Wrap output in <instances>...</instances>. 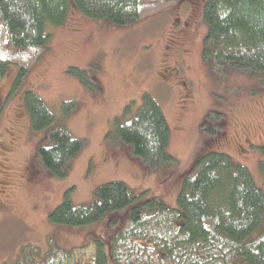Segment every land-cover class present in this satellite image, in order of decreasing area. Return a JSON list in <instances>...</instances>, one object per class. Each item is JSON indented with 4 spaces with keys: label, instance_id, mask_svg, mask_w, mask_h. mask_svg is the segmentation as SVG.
Returning <instances> with one entry per match:
<instances>
[{
    "label": "rangeland",
    "instance_id": "1",
    "mask_svg": "<svg viewBox=\"0 0 264 264\" xmlns=\"http://www.w3.org/2000/svg\"><path fill=\"white\" fill-rule=\"evenodd\" d=\"M207 2L183 0L129 28L72 10L63 27L48 26L50 49L15 92L19 68L9 67L0 85V264H16L28 245L44 252L56 245L72 253L67 264H91L93 242L99 239L111 250L127 214L110 213L83 228L53 225L50 216L67 194L75 207L91 205L97 189L122 182L138 194L164 198L156 197L171 207L181 174L192 175L205 154L230 156L264 193V78L213 70L205 60ZM71 69L87 72L96 89L85 87ZM28 92L41 97L56 118L45 131L32 130L24 105ZM146 94L167 117L169 154L179 164L153 178L128 147L107 140L126 106L139 108ZM72 102L77 108L68 113L66 104ZM61 128L86 144L64 178L48 174L37 157L38 148Z\"/></svg>",
    "mask_w": 264,
    "mask_h": 264
},
{
    "label": "trees",
    "instance_id": "2",
    "mask_svg": "<svg viewBox=\"0 0 264 264\" xmlns=\"http://www.w3.org/2000/svg\"><path fill=\"white\" fill-rule=\"evenodd\" d=\"M182 1L0 0V85L9 67L16 66L19 74L12 92L21 88L50 49L48 26L63 27L72 10L91 20L129 28ZM204 21L209 29L204 58L213 70L228 68L264 78V0H208ZM68 73L88 89H96L87 72L71 69ZM24 105L34 132L55 124L53 112L36 93H26ZM65 108L69 113L77 104L68 103ZM107 140L130 148L151 171L177 163L169 154L167 117L150 94L139 108L135 103L126 106ZM85 147V142L61 128L50 136L47 146L38 148L37 157L48 174L64 178ZM261 170L264 174V161ZM177 205L170 208L148 192L138 194L122 182H111L97 189L91 205L75 207L67 194L50 222L83 228L98 224L110 213L127 212L124 225L112 238L111 262L104 242L97 240L91 264H264V193L251 172L230 156L199 157L192 175L184 180ZM71 254L56 245L47 252L28 245L16 264H67Z\"/></svg>",
    "mask_w": 264,
    "mask_h": 264
},
{
    "label": "crops",
    "instance_id": "3",
    "mask_svg": "<svg viewBox=\"0 0 264 264\" xmlns=\"http://www.w3.org/2000/svg\"><path fill=\"white\" fill-rule=\"evenodd\" d=\"M129 151H130V149H128ZM131 152V151H130ZM142 163V162H141ZM177 166H179V164H174V165H171V166H169V167H166V168H164L163 170H161V171H159V172H164V173H166V172H168L170 169H172V168H174V167H177ZM139 168H141L142 170H144L147 174H149V176H151L152 178L154 177V176H156L155 174H158L159 172H153V171H151V170H149L146 166H144L143 164H141V167L139 166ZM182 175V184H183V180H184V178H185V176L187 175V174H181ZM161 176V175H160ZM180 190H181V188L177 191V193H176V197H175V199L173 200V203L174 204H172L173 206H171V207H174V206H177V200H178V196H179V193H180ZM156 197H159V198H161V199H163V200H165L164 198H162V197H160V196H157L156 195ZM106 252H107V255H108V257H111V250L110 249H108V250H106Z\"/></svg>",
    "mask_w": 264,
    "mask_h": 264
}]
</instances>
